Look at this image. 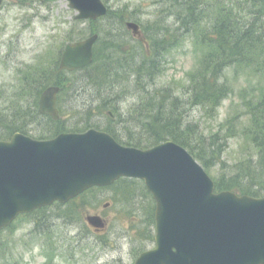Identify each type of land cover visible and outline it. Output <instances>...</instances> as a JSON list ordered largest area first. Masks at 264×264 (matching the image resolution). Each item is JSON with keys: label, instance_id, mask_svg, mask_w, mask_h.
I'll list each match as a JSON object with an SVG mask.
<instances>
[{"label": "rangeland", "instance_id": "374dc122", "mask_svg": "<svg viewBox=\"0 0 264 264\" xmlns=\"http://www.w3.org/2000/svg\"><path fill=\"white\" fill-rule=\"evenodd\" d=\"M184 1L191 2V0H106L112 14L108 18H99L96 21L77 19L76 10L69 7L67 0L4 2L0 7V106L7 103L8 108L15 107L17 104L11 102L15 96L22 100L26 107L23 113L28 114L30 109L26 105L33 96L32 91L25 87L29 85L26 77L30 74L19 69L27 64L30 68L34 61L31 67H37L44 58L48 60L47 67H54L63 47L70 39L77 38L79 33L89 31L99 33L100 48L106 43L107 46L114 48L125 47L122 50L129 53L136 47L145 56L150 54L151 46L154 45L151 43L152 39L160 41L166 38L169 43L177 40L178 43L171 46L170 51L164 55V51L162 52L157 76L153 81L150 80L148 86L150 90L169 92L171 97L177 96L183 100L180 101L183 107L176 109L169 105V108L165 107V110L158 112V116L171 124L174 121L177 123L176 116L191 124L190 139L199 134L196 145L204 143L208 159L212 149L209 145L210 140L221 139L219 141L222 147L221 158L211 163L209 172L217 180L223 176L228 180L235 179L237 172L244 166H255L258 161L257 148L246 130L250 129L254 121L253 107L260 115L264 112V106L257 107L258 103L264 102V55L257 50L262 56H257L260 58L257 59V63L262 72H256L255 64L247 68L242 67L237 74L238 66L228 68L229 80L226 83L233 88L217 107L209 103L195 105L194 93L195 90H199L201 75L205 73L200 62L205 56L204 50L208 48V46L203 48V45L196 42L195 34L196 27L203 33L208 31L211 25L209 22L217 10L229 12L232 18H236L239 24L244 26V22L255 12L256 5L247 0H200L199 5L202 3L207 5L205 14L201 20L199 19L198 25H194L195 29L187 31L176 15L177 9L183 6ZM117 10H121L122 13ZM125 12L127 17L142 24L143 33L147 35L145 38H134L124 29L125 17L121 22L115 19ZM257 16L262 25L261 34L264 41V8L259 9ZM146 38L151 42L146 41ZM262 46L264 47V43ZM153 49L155 47L152 51ZM72 75L76 78L75 74ZM78 79L77 86L81 88L82 95L70 86L62 92L63 117L67 125L74 129L76 128L73 124L81 120V116L75 115L74 112L86 110L92 101L96 103L93 100L96 94L90 93L95 87L85 78ZM111 80V84H108L104 92L109 89L108 92L114 94L117 87L123 91L122 82L116 85L114 75H111ZM252 87L255 88L254 92L245 97L242 91L252 90ZM72 92L75 97L72 96ZM137 93L140 99L148 94L142 91ZM139 98L128 97L120 100L109 98L104 111L100 115H94L93 124L102 128L107 123L111 124L107 111L116 107L119 111L117 110V116L113 120L114 125L120 127L121 134L124 133L127 140L128 136L132 135L137 141L141 140L149 145L148 139L151 134L144 125L149 113L147 105L142 101L137 107ZM170 101L177 102L176 98ZM96 104L102 105L98 101ZM16 107L22 108L18 105ZM12 119L15 121V118ZM33 128L30 131L32 134H29L36 136L44 134L46 126L39 124ZM213 148L218 151V146ZM199 150L202 154L206 153L201 146ZM263 181L260 179V189L264 185ZM237 182H240L241 186L235 187L238 190L244 192L258 190L257 185L252 184L249 179L244 178L242 181L237 179ZM125 183L133 186L130 196H124L130 192L125 186L121 188L123 195L117 193L118 187ZM113 186L115 187L112 189H96L87 193V203L83 201V197L77 204L74 200L67 203L56 202L46 213L16 219L13 226L0 231V264H132L138 255L135 252L136 248L140 250L152 245L150 238L154 231L155 200L142 180L122 178ZM91 215H99L105 219L107 226L105 231H96L92 227L91 222L87 220ZM34 226L39 227L40 233Z\"/></svg>", "mask_w": 264, "mask_h": 264}, {"label": "water", "instance_id": "95a60500", "mask_svg": "<svg viewBox=\"0 0 264 264\" xmlns=\"http://www.w3.org/2000/svg\"><path fill=\"white\" fill-rule=\"evenodd\" d=\"M70 1L81 18L107 13L102 0ZM128 26L139 33V24ZM97 38L69 44L61 68L89 65ZM58 89H46L40 102L56 119ZM121 176L143 178L157 202L156 249L136 264H264V196L216 193L205 168L173 141L137 149L95 129L46 141L17 133L0 142V227Z\"/></svg>", "mask_w": 264, "mask_h": 264}, {"label": "trees", "instance_id": "16d2710c", "mask_svg": "<svg viewBox=\"0 0 264 264\" xmlns=\"http://www.w3.org/2000/svg\"><path fill=\"white\" fill-rule=\"evenodd\" d=\"M247 1H250L252 2V4L256 5V7L254 6L255 13L257 10L259 11L262 6H264V0ZM191 5L189 6V8L191 7ZM193 12L194 11H192V13ZM254 17V20L246 22L244 23V26H241V24H239V21H237L236 18H232L229 12L224 10H217L215 23L211 25V27H209L208 31L203 33L196 27V42H198L199 45H203V48L204 46H208V48L207 50H204L205 56H203L200 62V65L205 70V73L201 75L202 78L200 80L201 82L199 90H195L193 104L201 105L209 103L212 106L217 107L222 99L224 100V98L228 96L233 88L230 84L226 83L229 80L227 70L233 65L238 66L236 74L240 72V69L242 67H251L252 64L256 65V72H262V69H259V64L257 63V59L259 58L257 56H261L259 55V52H262V55H264V47L262 46L264 41L261 34L262 25L259 21V18L255 15ZM186 20V30L188 31L192 28L195 29V27H192V19ZM153 41V47H155L153 51L156 52L154 55L155 58L152 59L147 55L146 59L140 62L134 61L132 65H137L136 71L139 80L141 79L142 75L148 78V81L146 83L141 84L142 87H147L148 84L151 83L150 80L153 81L155 79L160 63L159 58L162 56V52L164 51V55L166 52L170 51L171 46H174L178 43L177 40L169 43L166 38H164L163 40L161 39L160 41L159 39H153ZM98 55L99 52L98 50H96V58L98 57ZM254 62H256L257 64ZM127 64L130 65V62H128ZM105 67L106 68H101L99 66L98 60H96V62L91 64L89 67H85L79 69V71L77 72H74L76 78L72 76L71 79L74 82L75 86L79 85V82H77L78 78V80L85 78L90 82V84L92 83L95 85H105L103 83L111 75H113L112 72L114 68L117 70L124 69V66L119 65V60H114L113 63L108 62V66L105 65ZM128 68L131 67L129 66ZM56 71L54 69L50 70L47 67V69L44 70V73L39 74L40 76H34L35 79L30 76L31 78H33L31 80L32 83L29 85V87H25V89L27 88L32 91V104H35L34 107L28 106L30 109L28 114L23 113L26 111V107L24 106L22 108H17L16 106L13 108L0 106V140L9 138L16 131L28 132L26 127L33 125V122L35 120L41 121V119H43L41 118L42 114L38 110L37 101L34 102V100L37 99L39 97V94L41 93V84L42 87L43 85H45V83L52 84L53 82V84L55 85L62 84V77L60 78V75L58 76L59 73H56ZM200 71L201 70H199V72ZM54 73H56L55 76H53ZM254 89L255 88L252 87V90H243L242 94L246 97L252 91L254 92ZM173 98H176L177 102L170 101ZM140 101H142L144 105H147L146 108L149 113L148 120H144V125L147 128V131L151 134V136L149 135L150 137L148 139L150 144L146 145L141 140L137 141L132 135L128 136L129 139L127 140L126 137L123 136L124 133L121 134L119 128L112 127L109 129V131L115 138H118L121 142L126 143V145H132L137 148H149L152 145L161 143L162 141L173 140L187 148L193 154V156L199 159L202 162L203 166L208 170H210L211 163L214 160H219L221 158L222 147L219 143L221 139H218L216 141L210 140L209 145L212 146V149L210 150V158L208 159V155L206 152L207 148L205 145H203L204 143H201L199 145L201 146L202 150L206 152L204 154L201 153V151L199 150V146L196 145V139L198 138L197 135L199 134L197 133V135L193 139H190L189 133L191 132V124H187L186 122H184L183 118L178 116H176L178 118L176 123L177 125L175 124L174 120V123L171 124V122L164 121L158 116V112H160L161 110H165V107L169 108V105H173L176 109H180L181 107H183L180 104V101L183 100H180L177 96L171 97V94L169 92L166 93L164 91L149 90L148 94L145 97H142ZM107 102L108 98L104 95L99 102L102 104L99 106V108H105L107 106ZM261 105L264 106V102L263 104L262 102L258 103L257 107L260 108L262 107ZM88 106L89 108L87 110L74 112L75 115L78 116L85 113V116L81 118L80 122H75L73 124L76 129H72L71 127H69L62 119L56 121L48 117L50 118V125L48 127V130L46 133L39 135V138L53 137L58 135L59 132L62 131H81L82 129L91 126V121L98 111V105L94 102L93 104L92 102H90ZM253 109L254 111L252 113V116L254 121L250 129L246 130V132L250 137L251 142L254 143L257 148V164L252 167L248 166L249 168L244 166L241 171L237 172L235 179L228 180L225 179V176H223L222 179L217 181V190L219 191H221L222 189H231L235 186L241 187L240 182H237V179L242 181L244 180V178H246L251 180L252 184L257 185L258 190H245L244 194L247 193L255 197L264 194V185L260 189V179L264 180V112L260 115L258 111H255V107H253ZM26 114L28 115V117L25 116ZM12 118H15V121ZM3 126L5 127L2 128ZM215 146H218V151L213 148ZM231 183L234 184L232 185ZM83 201L86 202L85 199ZM74 202H76L77 204L76 200H74ZM47 209L50 208H40L39 210L29 213L28 215H39V213H46Z\"/></svg>", "mask_w": 264, "mask_h": 264}, {"label": "flooded vegetation", "instance_id": "af4514ba", "mask_svg": "<svg viewBox=\"0 0 264 264\" xmlns=\"http://www.w3.org/2000/svg\"><path fill=\"white\" fill-rule=\"evenodd\" d=\"M115 19L118 21V18L117 17Z\"/></svg>", "mask_w": 264, "mask_h": 264}]
</instances>
